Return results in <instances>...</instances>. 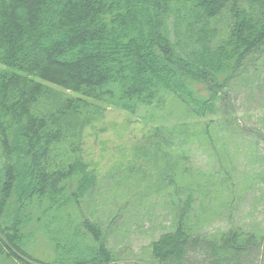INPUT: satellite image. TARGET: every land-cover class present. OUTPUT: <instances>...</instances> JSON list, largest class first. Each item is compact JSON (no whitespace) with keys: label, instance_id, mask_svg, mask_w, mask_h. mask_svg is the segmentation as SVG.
Segmentation results:
<instances>
[{"label":"trees","instance_id":"obj_1","mask_svg":"<svg viewBox=\"0 0 264 264\" xmlns=\"http://www.w3.org/2000/svg\"><path fill=\"white\" fill-rule=\"evenodd\" d=\"M262 55L264 0H0V257L44 264L27 249L39 227L55 245L48 264H119L97 224L75 225L65 214L90 195L97 176L61 150L62 142L69 147L71 132L101 115L98 103L131 114L144 107L156 118L172 98L188 116H219L226 90L262 75ZM49 85L81 97L45 110ZM230 122L214 120L221 141L236 133ZM163 129L145 143L156 158L157 186L174 187L176 212L173 230L153 241L146 264H197L192 251L198 264H253L262 234L239 227L216 240L196 235V192L174 182L190 158L184 146L178 151L185 136L179 131L174 141ZM202 134L215 137L206 125ZM61 155L67 163L58 162Z\"/></svg>","mask_w":264,"mask_h":264},{"label":"rangeland","instance_id":"obj_2","mask_svg":"<svg viewBox=\"0 0 264 264\" xmlns=\"http://www.w3.org/2000/svg\"><path fill=\"white\" fill-rule=\"evenodd\" d=\"M259 61L264 68V55ZM258 77L226 90L229 92L220 106L219 116L204 119L186 115L172 98L160 108L156 118L153 116L155 113L144 107L131 114L127 110L98 103L101 115L77 128L75 133L71 132V136L66 138L70 142L69 147L64 146V142L60 145L61 150L80 158L87 164V170L97 176L90 195L82 200L78 209L65 207V214L74 219L75 225L82 226L84 220L97 224L103 241L112 250V258L119 264L152 262L151 244L173 230L176 212L172 203L174 187L164 185V181L162 187L157 186L161 184L160 180L152 178L156 158L145 143L155 138V131L162 125L165 137L171 130L176 137L174 141L179 139V131L185 136L177 141L180 144L178 151L182 152L184 146L185 153L190 156L185 167L195 166L190 176L184 167L174 182L180 185V190L183 185L196 192L194 219L195 222L200 221L196 235H207L216 240L220 231L239 227L259 236L262 234L261 250L253 246L255 250L251 254L255 259L253 264H264L263 70ZM49 86V97L40 104L45 110L57 100L62 102L67 97H81L74 91ZM225 117L231 118L233 123L230 122L229 126L234 127L236 133L232 132L234 137L226 136L221 141L211 127L214 120ZM204 125L215 136L213 139L209 140L202 134ZM211 145L218 149V155L216 149H210ZM172 150L176 151V148ZM57 159L59 163L68 161L66 155ZM52 163L55 165V160ZM129 168L138 175L137 179L129 175ZM201 188L205 192L201 193ZM180 192L184 194L186 190ZM35 230V238L27 244L28 252L31 258L48 264L56 256L54 242L45 233L48 231L42 232L39 227ZM87 241L93 245L92 237ZM188 258L197 264L202 261L199 252L195 251ZM0 264L15 263L0 257ZM241 264L247 262L242 261Z\"/></svg>","mask_w":264,"mask_h":264}]
</instances>
